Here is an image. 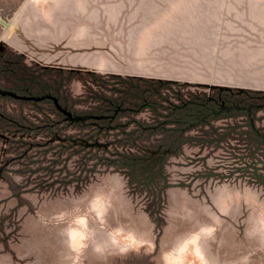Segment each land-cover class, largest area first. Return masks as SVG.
<instances>
[{
  "label": "rangeland",
  "instance_id": "rangeland-1",
  "mask_svg": "<svg viewBox=\"0 0 264 264\" xmlns=\"http://www.w3.org/2000/svg\"><path fill=\"white\" fill-rule=\"evenodd\" d=\"M0 264H264V0H0Z\"/></svg>",
  "mask_w": 264,
  "mask_h": 264
},
{
  "label": "water",
  "instance_id": "water-1",
  "mask_svg": "<svg viewBox=\"0 0 264 264\" xmlns=\"http://www.w3.org/2000/svg\"><path fill=\"white\" fill-rule=\"evenodd\" d=\"M0 92H2V93H8V94H10V92H7V91H1V90H0Z\"/></svg>",
  "mask_w": 264,
  "mask_h": 264
}]
</instances>
